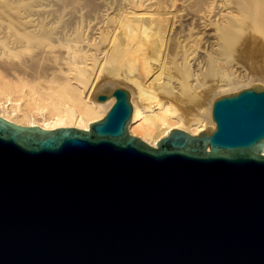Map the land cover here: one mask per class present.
<instances>
[{
    "label": "water",
    "instance_id": "water-1",
    "mask_svg": "<svg viewBox=\"0 0 264 264\" xmlns=\"http://www.w3.org/2000/svg\"><path fill=\"white\" fill-rule=\"evenodd\" d=\"M88 130L0 118V264H264V84L210 133L127 134L123 86Z\"/></svg>",
    "mask_w": 264,
    "mask_h": 264
},
{
    "label": "bare ground",
    "instance_id": "bare-ground-1",
    "mask_svg": "<svg viewBox=\"0 0 264 264\" xmlns=\"http://www.w3.org/2000/svg\"><path fill=\"white\" fill-rule=\"evenodd\" d=\"M33 1L0 0V96L20 85L41 84L27 106L0 98V118L13 124L86 131L115 101L114 95L99 101L105 93L94 92L93 84L103 74L118 75L132 85L127 134L156 147V139L173 129L210 133L215 121L206 91H239L255 80L226 53L223 41L232 30L219 32V4L206 15L187 16L172 9L175 0L170 5L168 0H90L98 6L89 19L78 13L75 30L55 31L51 22L65 17V7L76 8L78 0H57L62 2L57 14L49 8L56 0ZM240 1L249 10L255 2ZM143 4L146 11L139 8Z\"/></svg>",
    "mask_w": 264,
    "mask_h": 264
},
{
    "label": "rangeland",
    "instance_id": "rangeland-1",
    "mask_svg": "<svg viewBox=\"0 0 264 264\" xmlns=\"http://www.w3.org/2000/svg\"><path fill=\"white\" fill-rule=\"evenodd\" d=\"M30 1L34 2L33 0ZM96 1L78 0L76 2V8L72 7V9L69 8L72 5L66 6L67 3L65 5L66 16L62 18L63 20L61 17H57L51 22L53 23V29L55 30L57 28L56 30H58L61 26H66L70 30H75L78 27L75 23L76 14L78 15L80 13L82 17L89 19L93 15V10L98 6ZM167 2L170 5L172 0H168ZM240 2V0H175V6L172 9L182 15L190 16L199 14L203 16L215 4H219L222 14L220 19L216 21V24H220V22L222 24L219 32L222 33L224 30H232L229 31L231 32L230 39L224 38L226 40L223 41H227L224 47L225 50L227 47L226 53L229 55L230 61L239 64L251 79H255L250 85L264 84V0H255L252 3L253 6H250V10L242 9ZM49 4L51 11L56 14L62 6V2L57 0L49 1ZM139 8L142 10L146 6L143 4ZM143 11H146V9ZM104 75H101L100 79L93 84L92 89L94 92L105 93V88H110L111 91L113 88L123 85L127 92L132 88L129 82L118 75L111 77ZM40 85V83H33V86L20 85L4 92L0 98L5 100L6 97H9L16 103L27 106V99L32 95V90L37 89ZM236 92L238 91H227L225 93L216 92L211 89L207 90L205 103L209 105V102H212L213 99ZM177 107L188 112V107H183L181 104Z\"/></svg>",
    "mask_w": 264,
    "mask_h": 264
}]
</instances>
